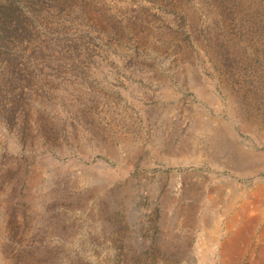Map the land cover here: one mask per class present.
<instances>
[{
  "label": "rangeland",
  "instance_id": "obj_1",
  "mask_svg": "<svg viewBox=\"0 0 264 264\" xmlns=\"http://www.w3.org/2000/svg\"><path fill=\"white\" fill-rule=\"evenodd\" d=\"M262 213L264 0H0V264H264Z\"/></svg>",
  "mask_w": 264,
  "mask_h": 264
},
{
  "label": "bare ground",
  "instance_id": "obj_2",
  "mask_svg": "<svg viewBox=\"0 0 264 264\" xmlns=\"http://www.w3.org/2000/svg\"><path fill=\"white\" fill-rule=\"evenodd\" d=\"M245 210H247V209H245ZM245 210H243L242 209V211L240 212L241 213V215L240 216H242V214L245 212ZM260 211V210H259ZM263 212V211H262ZM238 215V214H237ZM245 215V214H244ZM261 217H264V214L262 213V215H261ZM257 218V217H256ZM260 219V218H259ZM264 219V218H263ZM262 221V220H261ZM263 222V221H262ZM253 232V231H252ZM241 253V252H240ZM260 263L261 262H263V260L262 261H259Z\"/></svg>",
  "mask_w": 264,
  "mask_h": 264
}]
</instances>
